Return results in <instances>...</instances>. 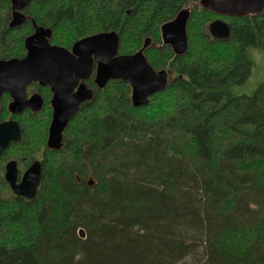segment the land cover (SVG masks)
Listing matches in <instances>:
<instances>
[{"label": "trees", "instance_id": "obj_1", "mask_svg": "<svg viewBox=\"0 0 264 264\" xmlns=\"http://www.w3.org/2000/svg\"><path fill=\"white\" fill-rule=\"evenodd\" d=\"M199 0H33L10 27L11 1L0 0V59L21 58L32 21L50 43L70 49L114 30L120 54L143 50L169 80L149 103L134 106L130 84L87 85L91 100L47 148L52 117L48 86L33 82L44 103L13 115L8 93L0 121L22 132L0 156V264H264V80L250 94L249 47L264 50V10L244 17L203 9ZM190 8L188 51L162 45L161 25ZM216 18L230 27L215 39ZM26 169L42 162L35 197L11 191L4 161ZM22 170V171H23ZM20 172V171H19Z\"/></svg>", "mask_w": 264, "mask_h": 264}, {"label": "water", "instance_id": "obj_2", "mask_svg": "<svg viewBox=\"0 0 264 264\" xmlns=\"http://www.w3.org/2000/svg\"><path fill=\"white\" fill-rule=\"evenodd\" d=\"M10 1L12 17L9 26H20L27 19L23 10L33 0ZM198 4L212 13L231 17L260 14L264 10V0H199ZM189 16L190 8H183L172 20L161 25L162 45L170 46L176 55H184L188 51ZM32 26L33 32L24 40V56L0 59V98L4 93L10 95L7 108L13 115L24 110L38 112L44 100L37 92L28 95L27 87L33 82L49 87L52 117L46 145L51 150L61 149L63 130L80 105L93 97L86 80L94 71V60V82L98 88H103L111 79H120L130 84L134 106L147 105L150 96L167 86L168 72L154 70L144 55L149 38L140 50L132 54L118 53L119 35L114 30L80 38L67 49L50 43L52 31L49 27L37 25L34 21ZM209 33L215 39L226 40L230 36V27L225 20L215 19L209 25ZM21 139V127L15 119L0 121V156L11 143H18ZM41 178L42 162L39 159L22 173L16 160L5 164L4 179L16 196L25 199L35 197Z\"/></svg>", "mask_w": 264, "mask_h": 264}, {"label": "rangeland", "instance_id": "obj_3", "mask_svg": "<svg viewBox=\"0 0 264 264\" xmlns=\"http://www.w3.org/2000/svg\"><path fill=\"white\" fill-rule=\"evenodd\" d=\"M216 19H219V18H216ZM248 53L250 54V56L253 60V66H252L251 74L248 77V79L246 80V82L243 83L242 85L236 87V91L238 93L250 94L264 80V50H258L257 48L249 47ZM159 70H161V69H159ZM27 94L30 95L31 93H27ZM9 160H16L18 169H19L20 173H22L23 168L21 167L20 163L18 162V160L16 158H10V159L4 161V163H3L4 164V171H5V164ZM4 171H3V176H4Z\"/></svg>", "mask_w": 264, "mask_h": 264}, {"label": "flooded vegetation", "instance_id": "obj_4", "mask_svg": "<svg viewBox=\"0 0 264 264\" xmlns=\"http://www.w3.org/2000/svg\"><path fill=\"white\" fill-rule=\"evenodd\" d=\"M103 32V31H102ZM98 33V32H97ZM95 34V33H94ZM95 68H96V61L94 60V71H93V73H92V75H91V77L90 78H88L87 80H89V79H91V78H93V81H94V78H95ZM87 80H86V84H87ZM95 83V82H94ZM88 86V85H87ZM89 87V86H88ZM90 88V87H89ZM92 89V88H91ZM93 91V90H92ZM32 93H34V92H32ZM31 93V94H32Z\"/></svg>", "mask_w": 264, "mask_h": 264}]
</instances>
